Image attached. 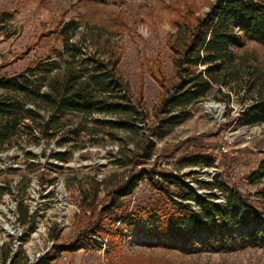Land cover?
Here are the masks:
<instances>
[{"label": "trees", "instance_id": "16d2710c", "mask_svg": "<svg viewBox=\"0 0 264 264\" xmlns=\"http://www.w3.org/2000/svg\"><path fill=\"white\" fill-rule=\"evenodd\" d=\"M173 24L175 32L167 41L171 75L159 57L148 66L161 90L150 110L120 72L118 47L95 23L75 18L58 23L54 30L58 48L51 47L19 72H0V147L22 139L32 145L54 141L59 148L50 158L66 163L72 158V144L85 135L95 145L116 144L112 163L120 170L102 181L90 177L87 187L78 189L80 206L99 222L70 244L54 243L34 262L21 248L13 251L9 241L0 246V264H51L62 251L78 250L92 236L121 245L126 230L128 236L139 235L148 244L172 246L183 253L264 248V158L246 178L257 186L253 193L246 195L215 174L211 181L192 179L196 188L208 191L201 196L184 180L189 174L161 167L157 154L158 141L190 118L196 104L215 87L231 88L242 73L248 74L245 87L251 102L241 109L236 123L264 122V68L252 66L239 53L248 41L264 47V0H214L202 15L182 14ZM179 160L214 165L203 146ZM142 181L155 198L129 209L123 199ZM101 186L104 196L97 203ZM7 190L1 188L0 197ZM219 195L222 202L217 201ZM23 200L21 195L17 202L19 221L30 220L32 229L33 215ZM106 215L112 216L111 225L104 224ZM25 240L20 237V245Z\"/></svg>", "mask_w": 264, "mask_h": 264}, {"label": "rangeland", "instance_id": "374dc122", "mask_svg": "<svg viewBox=\"0 0 264 264\" xmlns=\"http://www.w3.org/2000/svg\"><path fill=\"white\" fill-rule=\"evenodd\" d=\"M213 1L0 0V72H19L46 55L51 47L58 48L60 42L54 32L58 23L71 18L95 23L104 27V36L118 47L120 72L128 79L134 94H142L150 110L161 90L149 75L148 66L159 57L171 75L167 41L175 32L174 21L182 14L202 15ZM82 30L81 26L79 31ZM239 53L252 66L264 68L263 46L248 41ZM242 74L231 83V88L217 91L215 87L194 106L190 118L158 141L160 166L189 174L184 180L201 196L208 191L196 188L193 178L211 181L218 174L246 195L257 187L246 178L257 161L264 158V122L252 126L236 123L241 109L251 102L245 87L248 74ZM226 132L234 137V145L230 154L222 156L212 169L179 160L197 147L207 150L215 146L221 133ZM90 139L84 135L74 142L72 158L66 163L50 158V153L59 148L54 141L32 145L30 140L22 139L0 147V189H9L0 197V246L10 241L13 251L21 248L29 260L31 253L51 248L54 243H72L81 231L100 221L80 206L78 189L87 187L85 183L90 177L102 181L120 170L112 163L116 144L104 141L99 146ZM101 187L97 203L104 196ZM21 195L28 214L33 215L32 229L28 228L30 220L26 224L19 221L17 202ZM154 198V191L142 181L123 200L129 209H135ZM217 201L222 202L223 196L219 195ZM111 218L104 216V224L111 225ZM123 235L127 238L121 245L92 236L82 248L62 251L51 264H264V248L260 247L183 253L172 246L148 244L139 235L128 236L127 230ZM20 237L26 238L21 245Z\"/></svg>", "mask_w": 264, "mask_h": 264}, {"label": "built area", "instance_id": "2783aa9c", "mask_svg": "<svg viewBox=\"0 0 264 264\" xmlns=\"http://www.w3.org/2000/svg\"><path fill=\"white\" fill-rule=\"evenodd\" d=\"M233 145H234V137L227 132L221 133L219 143L215 146L209 147L206 150V152L213 159L214 164H216V162L220 160L222 156L230 154ZM210 168L212 169L213 166H211ZM49 249L50 246L43 251L40 252L37 251L36 253H31V255L29 256L30 257L29 262H34L38 260L39 257L45 254Z\"/></svg>", "mask_w": 264, "mask_h": 264}, {"label": "bare ground", "instance_id": "6f19581e", "mask_svg": "<svg viewBox=\"0 0 264 264\" xmlns=\"http://www.w3.org/2000/svg\"><path fill=\"white\" fill-rule=\"evenodd\" d=\"M206 107H207V108H212V106H211V105H206Z\"/></svg>", "mask_w": 264, "mask_h": 264}]
</instances>
